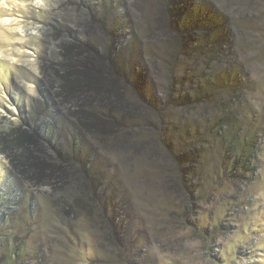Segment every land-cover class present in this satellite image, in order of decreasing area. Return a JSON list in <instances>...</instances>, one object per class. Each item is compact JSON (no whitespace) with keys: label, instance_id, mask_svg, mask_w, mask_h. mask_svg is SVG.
<instances>
[{"label":"rangeland","instance_id":"rangeland-1","mask_svg":"<svg viewBox=\"0 0 264 264\" xmlns=\"http://www.w3.org/2000/svg\"><path fill=\"white\" fill-rule=\"evenodd\" d=\"M0 264H264V0H0Z\"/></svg>","mask_w":264,"mask_h":264},{"label":"trees","instance_id":"trees-1","mask_svg":"<svg viewBox=\"0 0 264 264\" xmlns=\"http://www.w3.org/2000/svg\"><path fill=\"white\" fill-rule=\"evenodd\" d=\"M87 71V70H86ZM89 83H87V85H91V83L93 84V80L91 79V78H89ZM86 85V86H87ZM93 87H96V86H93ZM186 97H187V100H188V102L189 103H191L193 100H192V97H190V96H188V95H186ZM91 116V117H93V118H95L94 119V122H97V120L99 119L96 115H94L93 113H91V114H88V116ZM81 119H83V121L81 122L82 123V125H83V128L84 129H89V125H92V123L91 122H89L88 120H87V116H82V118ZM14 139H17V138H12V139H10L11 140V144H14V145H16L17 143H19V140H15L14 141ZM7 144V143H6ZM10 144V146H8L9 148H13V146L14 145H11ZM28 148H26L25 150H24V147H20V150H17L16 148H14V151H18V152H16V153H14L15 154V157H13V159H12V161H17L18 162V165L19 166H21V167H24L26 170H30L31 168L33 169L34 167L35 168H40V173L38 174V175H41L42 173H43V167L40 165V164H42V162L40 161V162H33L32 163V161H33V157H32V155L31 154H27V151H29V150H27ZM37 158V157H36ZM247 159V158H246ZM32 166H34V167H32ZM26 167H30V168H26ZM35 174H37V173H35ZM35 177L33 176L31 179H34Z\"/></svg>","mask_w":264,"mask_h":264}]
</instances>
